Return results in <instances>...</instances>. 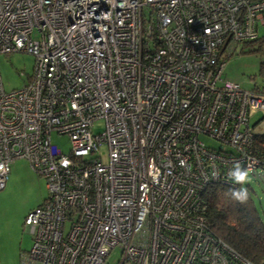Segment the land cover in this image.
<instances>
[{"label": "built area", "instance_id": "1", "mask_svg": "<svg viewBox=\"0 0 264 264\" xmlns=\"http://www.w3.org/2000/svg\"><path fill=\"white\" fill-rule=\"evenodd\" d=\"M259 27L264 0H0V53L33 56L23 86L0 79V189L22 157L48 190L20 264H256L209 231L203 194L236 162L264 171V91L221 77Z\"/></svg>", "mask_w": 264, "mask_h": 264}, {"label": "rangeland", "instance_id": "2", "mask_svg": "<svg viewBox=\"0 0 264 264\" xmlns=\"http://www.w3.org/2000/svg\"><path fill=\"white\" fill-rule=\"evenodd\" d=\"M232 53V54H231ZM224 67L221 77L238 82L243 88L257 87L264 91V27L258 29V40L241 42L232 52L223 53ZM33 69V56L22 51L0 53V79L4 89L10 91L23 86ZM264 115L256 111L250 116L254 131H264ZM260 119V120H259ZM259 120V121H258ZM104 129L102 119L93 122L92 132ZM207 145H217L216 141L200 135ZM52 142L63 153L70 148L66 135L51 133ZM103 162L107 161V146L102 143L94 152ZM251 189L254 204L264 218V173L252 175ZM48 194L45 180L33 170L25 158H15L0 189V264H20L23 254L31 247L32 235L24 225L26 215L38 206ZM67 226V225H66ZM120 258V249L114 248L107 258L110 264H116Z\"/></svg>", "mask_w": 264, "mask_h": 264}, {"label": "trees", "instance_id": "3", "mask_svg": "<svg viewBox=\"0 0 264 264\" xmlns=\"http://www.w3.org/2000/svg\"><path fill=\"white\" fill-rule=\"evenodd\" d=\"M255 40L258 37L246 42ZM254 145L264 154V131L257 132ZM261 173L264 171L251 174L260 176ZM238 187L220 183H211L206 187L203 197L208 229L241 256L256 264H264V218L259 214L247 185L249 199L246 203L241 204L232 199L230 192Z\"/></svg>", "mask_w": 264, "mask_h": 264}, {"label": "clouds", "instance_id": "4", "mask_svg": "<svg viewBox=\"0 0 264 264\" xmlns=\"http://www.w3.org/2000/svg\"><path fill=\"white\" fill-rule=\"evenodd\" d=\"M255 126V123L253 124ZM228 178L236 185L238 188H233L230 192L232 199L244 204L249 199L247 184L251 183L252 174L250 169L243 167L239 162H236L232 169L228 172Z\"/></svg>", "mask_w": 264, "mask_h": 264}, {"label": "crops", "instance_id": "5", "mask_svg": "<svg viewBox=\"0 0 264 264\" xmlns=\"http://www.w3.org/2000/svg\"><path fill=\"white\" fill-rule=\"evenodd\" d=\"M7 179V178H6ZM6 182V181H5Z\"/></svg>", "mask_w": 264, "mask_h": 264}]
</instances>
